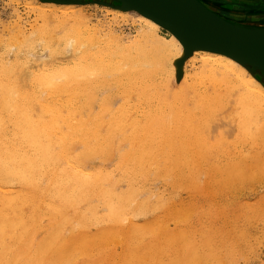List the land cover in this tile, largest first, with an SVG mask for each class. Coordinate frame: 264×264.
Returning a JSON list of instances; mask_svg holds the SVG:
<instances>
[{
	"label": "bare ground",
	"instance_id": "6f19581e",
	"mask_svg": "<svg viewBox=\"0 0 264 264\" xmlns=\"http://www.w3.org/2000/svg\"><path fill=\"white\" fill-rule=\"evenodd\" d=\"M26 1H30V3H32L37 0ZM117 1L118 5L120 3L122 4L121 7L114 5L113 8L107 10L108 16L113 15L114 17H120L123 20L133 18L137 19L140 23L139 37L136 40L131 41L132 43L130 46H125L127 43L124 44V46L120 45L122 46L121 48L120 46H115L118 49L120 48L121 50H124L121 51L119 49L121 53H117L116 51L115 54L114 51L111 53L113 46L112 48L110 47L111 52H103L105 49L103 46L106 44L109 45L110 43L103 44L100 48H103V51L97 49L99 51L93 52L96 46H99V43H103L104 41L99 38L102 37V30L100 28L87 30V26V31L84 28L83 29L85 31L82 30V26L84 27V25H86L85 22H82L84 19L82 11L69 12L63 9L66 8L69 10L76 6L52 3L51 13L56 12L55 14H57L58 12H61L64 17L70 16V14L75 15L73 17L75 20L73 24L75 26L78 25L79 27L76 26L72 29L71 27L74 26L72 24L73 26L71 25V30H69V28H65V25H67L66 23H69L68 19L64 22H59L62 27L65 26L64 28L61 27L63 35L60 36L61 34L59 33L60 35L58 34V36L61 38L58 39L60 41L57 38V40L54 38V41H59V45L62 41L63 43H66V48H63L64 53L69 50V44L72 46H70V48H72L71 51L75 54L81 53L80 55L78 54V57L80 58L75 61L76 63L68 68L54 67L53 69L51 68L39 71L33 81L34 92L23 93V91L20 90L23 86L19 89L17 83H15L16 80L13 82L18 62L15 61L13 63H8V60L0 55V264H40L44 259L53 256L52 253H54L57 257L63 258L66 253H70L73 249L80 247L82 250H86V248L90 246L91 241L87 240L88 234L86 235V232L84 231L77 234L72 233L73 235L65 241L66 244H62L61 247H58L57 241L60 232L53 231L45 241L35 246L33 234L35 228L38 226V219L41 215L37 209L38 206L35 204V201H37V203H47V207L49 208L47 214L56 218V225L63 226L64 224H74L75 222L87 224V221L89 220H96L97 222L104 220L110 223L111 226L109 225L110 227L108 226V230L106 231L105 229L106 232H102V234L99 235V237H97L98 239H95V241L100 242V244H104L105 241L111 240L112 242H115L118 240V238L115 239L114 237H116V234L118 235L117 231L123 228V223L128 222V224L132 225L133 218L135 216L143 211L148 212L149 210V205L147 202L140 200L139 191L134 187L135 175L138 178L139 176L145 178L146 167H149L150 169H153L154 174L156 175H158L159 172L161 174V172H163L162 170H164V174H167L165 177L170 179L168 173L171 177L173 173H170V170L165 173V170L167 169L165 167L171 166L169 164H174L176 166V162L180 160L184 163L182 165L183 168L184 165L188 166H186V169L190 170L191 175L193 172L196 173L201 171L202 164L205 163L206 159L207 162H209V157L207 158L208 154L216 152V150L215 152H213L214 150L209 152L210 148H215L217 143L211 144L210 137L202 131L204 129L200 130L203 128L200 124V128L195 127L198 121L201 122V120H203L201 118L202 114H205L204 119L206 114L208 117L211 116L212 113L217 114L215 110L212 112L213 107H216L219 104L221 106V103H224L222 101L225 100L224 98L227 95L226 92L228 90L233 91L236 89V85L232 83L236 82L243 91L241 95L239 94L240 97L237 100V105H239L242 110L245 109L247 114H251V116H249L250 120L247 122L248 124H259L257 119H254L253 117L264 114V86L256 79L255 76V73L259 72V70L256 69L261 68L264 70V59L254 60L242 58L225 51L201 45L175 32L173 29L167 27L146 11L135 6L123 7L124 3L122 1L119 2V0ZM196 1L207 10L226 21L228 24L243 31L264 35L263 16V18H261L260 15L251 16L254 18L253 23L248 22L246 25H239L227 19L226 16L216 12L212 7L206 6V2L203 0ZM235 1L236 3H239L238 5L243 4V6H237L236 3L234 4L243 10L247 7L246 4L252 5L251 1L254 0ZM256 2L257 4L255 5H258V3L263 4L264 0ZM249 9L250 8H248V10ZM176 14V16L183 21L194 23L192 18L185 15V13ZM237 15H239V19L242 20L245 19L244 17H247L242 12H238V14L231 16L236 18L235 16ZM241 15H244V17ZM51 24L52 23H50L49 27H45V29H49ZM52 30L54 29L52 28ZM63 30L65 31L64 33ZM161 30L167 31L170 34V38L166 39L162 37L160 35ZM42 31L44 32L45 30ZM56 33L54 32V34ZM50 34L49 30L48 33H45L44 35V37L48 35L45 40V42L47 41L46 44H49L48 38H51V40L53 38V32L51 37H49ZM22 37L20 38L22 39V42L25 40L24 43H26L27 39H29H24ZM111 37L112 42L114 41L119 43L115 37ZM20 38H17L18 40L16 39L17 41L15 40L16 42H14L21 44V41V43L18 42ZM51 40L50 44L55 45L54 41L51 43ZM107 41L110 42V40ZM8 42L10 43V41ZM14 42L12 41L13 44H15ZM48 44L46 46L47 49L49 48ZM58 48L54 47V49ZM20 49H23V46ZM81 49L85 50L82 51ZM56 51L57 50L53 51V54H57L58 52L56 53ZM190 63L194 67L197 64L202 65L203 67L202 71L197 73L191 82L188 79L189 76L187 73L188 65ZM15 79L18 80L20 77ZM173 84H175V88L172 87ZM104 86H109V88H114V86L118 87L123 93L137 90L142 97L152 94V98L154 96L156 100L158 99L162 104H167L169 98H177L182 101H188L190 99V101L192 100V102L195 103L197 108L202 109L200 111L202 114L199 115L201 120L197 118V123H194L191 119H189L190 117H187L189 119V125L184 130L182 125L184 124L183 122L181 124V128L183 127L182 129L184 132H182L181 128H179L180 126L178 127L182 121H180L179 117V120L175 118V113L177 111H175L174 108H176L177 104L172 105L168 103L171 105L172 114L175 111L173 114L175 118L174 121H178V125L176 124L175 126L173 121L164 117V115H162V112L164 111L160 110L153 115H149L143 126H141V123H138L140 119L138 122H133L138 125L134 124L133 126L132 123V128L128 129L129 131L132 129L133 132L131 131L132 133L127 135L128 129L126 131L125 121L128 120L125 118L128 116L124 113L122 116L119 115L121 118L120 121L119 119L113 121L112 118L113 123H111L108 134L106 133L107 136L104 134L105 136L101 137V133L96 131L97 129H94V127L99 126L98 124L94 123V127L90 128L86 123L88 121H75L73 114L69 113L67 114L69 116H64L62 111L56 108L57 104H59L57 100L62 94L69 93V98L71 96V99H74V97L77 96H84L83 98L86 97V100L90 103L92 99L93 101L95 99V97H93L95 95H92V90L97 87ZM224 87H230L231 89H223ZM233 92H235V90ZM44 94L48 95V98L45 101H42L41 97H43ZM108 98L105 106L109 109V105L110 107L112 106L110 101L111 99L109 100ZM228 99L226 101L227 103L232 101L231 99ZM153 101L155 100L153 99ZM66 103L68 104L69 102ZM60 104L62 105V103ZM91 104L88 106H91ZM37 107L40 109V113L37 111ZM60 107L63 108V106ZM105 109L103 107V110ZM73 110L77 111L75 109ZM71 111L72 109H70V112ZM106 111L110 112V110ZM111 112L113 111L111 110ZM192 113L193 112H188L187 114L192 115ZM178 114L179 113L177 112L176 116H178ZM187 114L185 113L184 115ZM186 120L185 123H187ZM102 122H104V120ZM206 122H208V119ZM108 124L110 125L109 121ZM205 125L210 129L209 125L211 124L205 123ZM13 126L15 128L14 131H12ZM65 128L71 131V133L68 134L69 131L65 132ZM208 128L205 129V131H207ZM243 130L247 133V135L251 131L249 126H245ZM117 132L120 133V135L117 134ZM250 133L254 137L258 138L255 133ZM256 133L260 136L259 138L262 139V137H264V125L259 126ZM116 134L123 137L124 141H129L131 148L128 152L124 154L120 153V149L117 145L118 136L116 137ZM186 135L189 143L187 141L185 143L188 144L185 145V143L183 144L180 141V144L177 139L179 136L186 137ZM91 138H94V141L97 140L94 145L92 144L93 140L89 142ZM18 139L21 141L20 144L16 143V140ZM77 142L82 143L84 146V150L80 153V156H78L76 154L77 151H75V149H77L75 148V144H77ZM214 142L217 141L215 140ZM224 142L225 141H223V144L221 145H224ZM225 145L223 147H225ZM216 148L218 149L219 147ZM114 151L120 153L122 164L132 166L130 171L134 173L133 176L128 177V181L131 186L129 191L125 194H116L115 189L108 185V178L101 175V173L83 175L79 170L86 166V163L93 158L94 154L100 152L103 154L109 153L110 155H113L115 154ZM210 160L213 161V159ZM162 162H165L168 166L162 165ZM180 164L182 163L180 162ZM240 164L239 166L243 163L241 165ZM77 167H79V169ZM172 167L171 170H173ZM206 167H208V163ZM206 167L204 166V168ZM232 167V171L231 169L227 170V172H230L228 176L229 178H232L234 172H236V169L238 168L234 169L236 166ZM204 171L205 170L203 169V173H206ZM179 172H181V170ZM214 172L219 171L214 170ZM225 172L226 170H224V173ZM243 174L245 175L244 172ZM198 175L200 174H196V176ZM206 175H208V173ZM214 175L211 176L213 177ZM192 176L195 175L192 174ZM190 178L192 181L187 178L190 184L195 183L194 177ZM218 178L215 179L218 180ZM208 181L207 184L209 183ZM188 185L186 184V186ZM179 186L183 185L180 184ZM37 191H39L38 198H42L40 193L43 194L42 199H37L36 197L37 200H35V193ZM39 194L41 196H39ZM49 196L53 199V201L48 199L50 198ZM95 198L101 200L109 208V214L101 219L96 218V211H94V209L89 211L88 217V212L81 213L79 210L81 203H90ZM25 205H28L27 207L31 209L28 214H25V211L23 210L22 206ZM86 224L83 225L85 226ZM131 227L132 226H129V229L125 232L126 234L129 233V237L134 236L132 235V230L134 228L132 229ZM162 228H164V231L162 230L164 233L162 234H164L163 238H165V232L167 229H165V227ZM19 230L21 231L20 233ZM119 235L117 237H119ZM156 236L160 237L161 235L159 234ZM172 236L173 237L171 238H174V235ZM156 245L157 246L155 247H159V244ZM155 247L153 246V248ZM155 249L157 251V248ZM144 250L142 251L143 253ZM153 251L150 255L155 256ZM140 253V259L145 258L146 260L151 257H149V253L148 257L145 255L147 252L144 253V255L141 253L143 255L141 257ZM187 253V255H190V258L196 257L193 251L191 252L188 250ZM137 254L138 253H132L129 259L134 260L133 258L138 256ZM152 258L153 257L150 259L153 260L154 258Z\"/></svg>",
	"mask_w": 264,
	"mask_h": 264
},
{
	"label": "rangeland",
	"instance_id": "374dc122",
	"mask_svg": "<svg viewBox=\"0 0 264 264\" xmlns=\"http://www.w3.org/2000/svg\"><path fill=\"white\" fill-rule=\"evenodd\" d=\"M203 1L206 2V6L212 7L216 12L226 16L227 19L239 25H246L248 22L253 23L254 18L251 16L260 15L261 18L264 17V3H258V5H255L257 4L256 1L261 0H250L252 2V5L246 4V6L250 8L249 10L247 7V9L245 8L241 10L240 7L237 6H243V4L238 5L239 3H236L235 0ZM52 3L66 4L59 2L57 3L55 1L41 0H37L36 2L32 3L26 0H0V55H2L3 58L7 59L8 63H13L15 61L18 62V67L15 72L16 74L13 78V82L16 80L15 83H17L19 89L21 86H23L22 89H20L23 91V93L34 92L33 81L39 71L51 68L53 69L54 67L68 68L76 63L75 61L80 58L78 57V54L80 55L81 53L75 54L73 51H71L72 48H70V44L68 45L69 52L67 51L65 53L63 51V48H66V43H63L62 41L60 42V45L58 44L60 41L59 39L61 38H59L58 34L60 33V36L63 35L62 28L66 26L65 28H69V30H71V28L74 29V27L76 26L79 27L78 25L75 26L73 24L75 21L73 17L75 15L70 14V16L64 17L63 13L61 12H58L57 14H55L56 12L51 13ZM235 3L237 4V6L234 5ZM66 5H72L76 7L69 10L65 8L63 10H67L69 12L82 11V16H84L82 22L86 23L84 27L82 26V30H86L87 27V30H93L95 28H100L102 30V37L99 38L104 41L103 43H99L100 47L97 45L93 52L99 51L97 49H100L105 43L110 44H106V47L103 46V48H105L104 51L102 50L103 48L100 49L103 52H111L110 50L112 46L113 48L120 45L124 46V44L126 43L128 45L126 44L125 46H130V44L132 43L131 41H134L139 37L140 23L137 21V19L130 18L128 20H123L122 18H116L113 15L108 16L107 10L113 8L112 5L107 6L106 4L101 3V1L99 0H82L81 3L77 2ZM115 5L117 4L115 3ZM238 12H242L247 17L241 15L245 18L242 20L239 19V15L235 16L236 18L231 16L238 14ZM67 19L69 20V23L67 22V25L62 27L59 22H64ZM50 23H52L51 27L49 29H45V27L50 26ZM71 25L73 27H71ZM52 28L54 30H52ZM42 30L45 31L43 32ZM49 30L51 33L49 37L52 36L53 32V38L52 40L51 38H48V50L46 47L47 41L45 42L48 35H46L45 37L44 35L45 33L47 34ZM39 31L41 34L39 33ZM54 32L57 33L54 34ZM64 32L65 31L63 30V33ZM160 35L166 39L170 38V34L165 30H161ZM111 36H113V38L115 37L119 43L114 41L112 42ZM20 37L24 39L29 38L30 40L27 39V42L29 43H24V39V42H22V39ZM42 37L43 39L45 38L44 41ZM17 38H20V40L18 41L19 43L22 42L24 44L21 43V45L15 43L18 40ZM54 38H59V41L55 42ZM49 39L51 40V43L52 41H54L55 45L50 44ZM107 40H110V42ZM8 41H10V43ZM12 41H15V44H13ZM107 45L109 46V49ZM22 46L23 49H20L22 48ZM53 46L55 48L59 47L58 49L62 51L54 49ZM122 46H120V48ZM113 48L111 53H113L114 51V54L115 51L117 53H121V51H124L120 48L119 49L121 51L118 48H116V50L115 48ZM55 50H57V54H53V51ZM81 50L84 51L85 49ZM190 64L188 65L187 73L189 76L188 79L191 82L193 77L197 73L202 71L203 67L199 64H197L195 67ZM255 76L256 79L264 86V73L257 72L255 73ZM19 77L20 79H15ZM20 82L22 83V85ZM232 84L236 85H232L236 87V89L233 88L236 93L233 92L234 90H228L229 92H226V97L229 95L228 97L232 100V103L230 101V103H227L226 101L228 97H225V100L222 101L224 103H221V106L220 104L216 106L217 108L214 106L216 109L213 107L212 112L215 110L217 114L212 113L213 115L211 114V116L209 117L206 114L205 119V114L203 115L200 112L202 109L197 108L195 103L192 102V100L190 101V99L188 101H182L177 98H169L167 104H162L158 99L156 100L154 96L152 98V94L142 97V95H140L139 91L137 90L123 93L121 92V89L115 86L114 88H109V86L97 87L92 90V95H95L93 96L95 97V99L94 101L92 99L93 102L90 101V103L86 100V97L83 98L84 96L74 97V99L72 98L74 100L73 101L71 99V96L69 98V93L62 94L58 100L56 99L59 102L56 108L60 109L64 116L71 113L73 114V118L75 119V121H88L86 123L90 128L94 127V123L98 124L99 126L97 127L95 125L96 127H94V129H97L96 131H99L101 133L100 134L98 132L101 137H104V134L106 133L108 134L111 123H113L112 118L113 121H115L116 119H119L120 121V116H122V114L124 115V113L126 114V116H128L125 118L126 120H128L125 121V126L127 127H125L126 131L128 128H132V123L135 121L138 122L139 119L141 121L139 120L138 123H141L142 125H140L143 126L145 124L146 118L149 115H153L160 110L164 111L162 112V115H164V117H166L168 120L173 121L175 126L176 124L178 125V121H174L175 118H177V120L180 119V121L182 122L179 121L180 124L178 125V127L180 126L179 128H181V126L183 125L184 130L189 125V119H191L194 123H197L198 120L196 119L198 118L201 120L202 118L203 120H201V122L203 121L204 124L203 122L201 123L200 121H198V127L196 125L195 128H200L202 126L203 128H201L200 130L204 129L202 131L210 137L211 144L217 143V146H215L219 148L217 149L214 146L215 148H210V151L207 149L209 152H212L213 150V152H215V150L216 152L212 154L209 153L210 156L208 154L207 158L209 157V162H207V159L205 160V163H203L205 165L202 164L201 171H198L196 173L192 171V174H194L195 176H192V174L190 175V170L186 169L187 165H184L183 168L182 165L184 163L180 160L178 161L179 163L176 162V166L174 164H169L171 165L170 167H165L167 168V171L165 170V173H167L169 170L170 173H173V175L171 174L172 177L168 173L170 179L165 177L167 176V174H164V170H162L163 172H161V174L159 172L158 175H156L154 174L153 169H150L149 167H146L145 178H142L141 176H139L138 178L135 175L134 187L139 191L140 200L147 202V204L149 205V210L148 212L143 211L142 213L135 216V219L133 218L132 225L128 224V222L123 223V228L121 227L122 229L117 231L118 235L120 234L119 237H117V234L116 237H114L115 239L118 238V240H116L115 242L109 240L105 241L104 244H100V242L95 241V239H98L97 237H99L102 232H106L111 226V224L107 221L103 220L97 222L96 220H89L87 221V224L75 222L74 224H64L63 226H59L56 225V218H53L52 216L47 214V211L49 209L47 207V203H37V201H35V204L38 206L37 209L41 214L38 219V226L35 228L33 234L35 246L45 241L53 231L60 232L57 238L58 247H61L62 244H66L65 241L73 235L72 233L77 234L79 232L81 233V231L86 232V235L88 234L87 240L91 241L90 246L86 248V250H82L80 247H78L71 250L70 253H66L63 258L57 257L54 255V253H52L53 256L44 259L40 264H156L157 262V264H264V137H262L261 139L259 138L260 136L256 133L257 128L264 125V114L253 117L254 119H257V122L259 124H248L247 122L250 120L249 116H251V114H247L245 109L242 110V108L237 105V100L239 99L243 91L240 89V86L236 82ZM172 87L175 88V84H173ZM223 89L231 88L224 87ZM47 98L48 95L44 94L43 97H41V100L45 101ZM107 98L109 100L111 99L110 101L112 107H110L109 105V109L105 106ZM153 99L155 101H153ZM66 102L69 103L67 104ZM60 103H62V105ZM88 103H92L91 106H88ZM168 103L172 105L177 104L174 110L177 111L180 115L178 114V116H176L177 112L175 113L174 111V118L171 110V105H169ZM60 106H63V108ZM103 107L104 109L106 107V109L103 110ZM70 109H72L71 112ZM73 109L77 111H74ZM106 110H110V112ZM111 110L113 112H111ZM37 111L40 113V109L38 107ZM184 112L186 114L188 112L193 113L192 115H184ZM75 113L77 116L75 115ZM200 114H202L201 118L199 116ZM187 117L190 118L188 119ZM206 118L208 119V122H206ZM103 120L104 122H102ZM185 120L187 121V123H185ZM108 121L110 125L108 124ZM183 122L184 124H182ZM205 123L211 124L209 125L210 129L205 125ZM134 124L138 125L136 123H133V126ZM245 126H249V129H251L250 132L255 133L259 139L257 137H254L250 132L247 135V133H245V131L243 130ZM182 128L181 131L184 132ZM207 128L209 131H211H205V129ZM14 130L15 128L13 126L12 131ZM67 131L69 130L65 128V132ZM131 131L133 132L132 129H130V131L128 129V133L126 132L127 135H130L132 133ZM69 133H71V131H69L68 134ZM117 134L120 135V133L118 132ZM117 134L116 137L118 136ZM186 137L179 136L177 140L179 141V143L181 141L184 144L188 141V137ZM117 139V145L120 149V153L124 154L128 152L131 148L129 141H124L123 137L121 136H118ZM92 140V144L94 145L97 140L94 141V138H91L89 142H91ZM213 140H216L217 142H214ZM223 141L227 143L226 144L224 142V145L226 144L225 147H223L224 145H221L223 144ZM16 143L20 144L21 141L18 139L16 140ZM188 143H185V145H187ZM75 146V148H77L75 149V151H77L76 154L80 156V153L84 150V146L82 145V143L78 142L77 144H75ZM221 150L225 151L222 152ZM114 152L115 154L113 155H110L109 153L103 154L100 152L94 154L93 158L88 161V163H86V166H84L83 169H79V167L77 168L83 175L101 173V175L108 178V185L111 186V188L115 189L116 194H125L129 191L131 186L128 181V177L133 176L134 173L130 171L132 167L131 165L126 166L121 163L122 159L120 153L116 151ZM210 159H213V161H211ZM180 162L182 164H180ZM211 162L213 165L211 164ZM207 163L212 172L208 167H206ZM240 163L243 164L241 165ZM239 164L241 166H239ZM162 165L168 166L165 164V162H162ZM204 166L206 168H204ZM232 166H236L234 167V169L238 167V171L236 169V172H234L235 179L233 174L232 178L228 177L230 172H227V170L231 169ZM171 167L173 170H171ZM203 169L206 173H203ZM180 170L182 174L181 172H179ZM214 170L219 171L220 174L219 172H214ZM224 170H226L225 173ZM232 170L233 169H231V171ZM243 172L245 173V175L243 174ZM207 173L208 175H206ZM196 174L200 175L196 176ZM211 175L214 176L212 177ZM181 177L183 178V180ZM186 177L189 178L190 181H192L190 177H194L195 183L190 184L189 180ZM171 178L173 181L171 180ZM215 178H218V180ZM207 181L209 182V185L207 184ZM177 183L183 186H179ZM186 184L189 185L186 186ZM38 192L39 191L35 193V200L41 198H38ZM40 194L43 198V194ZM40 194L39 196H41ZM48 199L53 201L51 197ZM27 206L28 205L22 206L25 214L30 213L31 210ZM91 209H94V211H96V218L98 219H101L109 214L108 206L98 198H95L90 203H81L79 206V210L81 211V213L88 212L87 217ZM83 224L86 225L84 226ZM129 226H132V229L134 228L132 230V235H134L133 237H129V233H125L127 229H129ZM162 227H165V229H167V231L165 230V238H163L164 234L162 233L164 232H162V230L164 228ZM20 232L21 231L19 230V233ZM134 233L137 235H135ZM159 234L161 235V238L159 236H156ZM169 234L174 235V238H171L173 236H170ZM167 236L170 238H168ZM156 244H159V247H155L157 246ZM153 246L157 248V251L155 248H153ZM147 248H151L149 249V252ZM143 250L144 253L147 252V254H145L147 257L149 253V257L151 256L154 259L152 258L153 260H151L150 257L146 259L147 261L145 260V258H141V260L139 257V253L141 251V253L144 255V253L142 252ZM188 250H190L191 252L193 251L196 257L190 258V255H187L189 254L187 253ZM152 251L154 252L155 256L150 255ZM132 253H138V256H136L137 259L136 257L133 258L134 260L129 259ZM141 253L140 256L142 257L143 255Z\"/></svg>",
	"mask_w": 264,
	"mask_h": 264
},
{
	"label": "water",
	"instance_id": "95a60500",
	"mask_svg": "<svg viewBox=\"0 0 264 264\" xmlns=\"http://www.w3.org/2000/svg\"><path fill=\"white\" fill-rule=\"evenodd\" d=\"M59 3H77L82 0H41ZM106 5L121 7L117 0H99ZM123 7L135 6L153 15L167 27L201 45L225 51L247 59H264V35L243 31L228 24L196 0H119ZM184 6H183V5ZM187 15L194 23L177 17ZM259 68V66H258ZM256 69L263 72V69ZM254 70V69H253Z\"/></svg>",
	"mask_w": 264,
	"mask_h": 264
}]
</instances>
